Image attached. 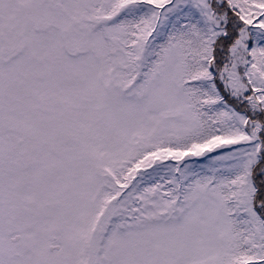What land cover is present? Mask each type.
I'll list each match as a JSON object with an SVG mask.
<instances>
[{
	"label": "snow or ice",
	"instance_id": "obj_1",
	"mask_svg": "<svg viewBox=\"0 0 264 264\" xmlns=\"http://www.w3.org/2000/svg\"><path fill=\"white\" fill-rule=\"evenodd\" d=\"M0 264H264V0H0Z\"/></svg>",
	"mask_w": 264,
	"mask_h": 264
}]
</instances>
